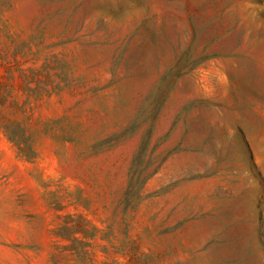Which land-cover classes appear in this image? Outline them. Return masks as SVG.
I'll return each mask as SVG.
<instances>
[{"label": "rangeland", "instance_id": "obj_1", "mask_svg": "<svg viewBox=\"0 0 264 264\" xmlns=\"http://www.w3.org/2000/svg\"><path fill=\"white\" fill-rule=\"evenodd\" d=\"M0 264H264V0H0Z\"/></svg>", "mask_w": 264, "mask_h": 264}, {"label": "bare ground", "instance_id": "obj_2", "mask_svg": "<svg viewBox=\"0 0 264 264\" xmlns=\"http://www.w3.org/2000/svg\"><path fill=\"white\" fill-rule=\"evenodd\" d=\"M207 93H209V91Z\"/></svg>", "mask_w": 264, "mask_h": 264}]
</instances>
